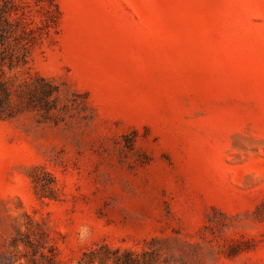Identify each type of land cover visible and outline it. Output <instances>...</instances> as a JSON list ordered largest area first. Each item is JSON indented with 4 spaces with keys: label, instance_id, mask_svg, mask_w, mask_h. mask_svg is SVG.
I'll return each instance as SVG.
<instances>
[{
    "label": "rangeland",
    "instance_id": "rangeland-1",
    "mask_svg": "<svg viewBox=\"0 0 264 264\" xmlns=\"http://www.w3.org/2000/svg\"><path fill=\"white\" fill-rule=\"evenodd\" d=\"M1 31L0 264H264V0H0Z\"/></svg>",
    "mask_w": 264,
    "mask_h": 264
},
{
    "label": "trees",
    "instance_id": "trees-1",
    "mask_svg": "<svg viewBox=\"0 0 264 264\" xmlns=\"http://www.w3.org/2000/svg\"><path fill=\"white\" fill-rule=\"evenodd\" d=\"M50 13V11H49ZM51 19H52V14H51ZM4 34L3 32L1 31L0 32V65L3 63H5V60L8 61V65L11 66L12 65V59H16L17 60V54L16 51H17V48L14 47V46H8L5 45L4 43ZM26 39V38H23V40ZM22 40V41H23ZM24 45H26L27 41L25 40L24 42ZM23 46V45H22ZM4 95L5 96H8L9 93L7 91V89H4ZM48 261L51 260V258L47 255H43ZM114 263L115 264H145V262H140V260L138 258H135V257H132L131 254H128V253H125L122 257L121 256H117L114 258Z\"/></svg>",
    "mask_w": 264,
    "mask_h": 264
}]
</instances>
